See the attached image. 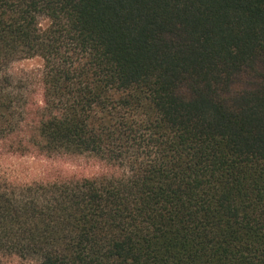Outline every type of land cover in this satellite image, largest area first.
Segmentation results:
<instances>
[{
	"label": "trees",
	"instance_id": "obj_1",
	"mask_svg": "<svg viewBox=\"0 0 264 264\" xmlns=\"http://www.w3.org/2000/svg\"><path fill=\"white\" fill-rule=\"evenodd\" d=\"M0 154L10 254L264 264V0H0Z\"/></svg>",
	"mask_w": 264,
	"mask_h": 264
},
{
	"label": "rangeland",
	"instance_id": "obj_2",
	"mask_svg": "<svg viewBox=\"0 0 264 264\" xmlns=\"http://www.w3.org/2000/svg\"><path fill=\"white\" fill-rule=\"evenodd\" d=\"M42 65V60L38 57L23 60L15 65L16 70L22 69H34L39 68ZM45 164V163H44ZM40 161H36L30 158L23 159L21 161V168L24 169L25 174L37 175L40 173L44 167ZM59 165L66 170H80L84 174H91L98 172L100 167L97 163L88 160H69L67 162H59ZM0 174L8 175L10 174V156L0 154ZM0 264H37V261L34 258L28 257L24 258L19 255L10 254L6 248H0Z\"/></svg>",
	"mask_w": 264,
	"mask_h": 264
}]
</instances>
